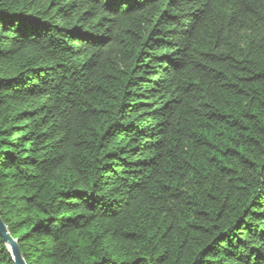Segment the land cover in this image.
I'll use <instances>...</instances> for the list:
<instances>
[{"label":"trees","instance_id":"trees-1","mask_svg":"<svg viewBox=\"0 0 264 264\" xmlns=\"http://www.w3.org/2000/svg\"><path fill=\"white\" fill-rule=\"evenodd\" d=\"M0 216L26 264H264V0H0Z\"/></svg>","mask_w":264,"mask_h":264},{"label":"water","instance_id":"water-1","mask_svg":"<svg viewBox=\"0 0 264 264\" xmlns=\"http://www.w3.org/2000/svg\"><path fill=\"white\" fill-rule=\"evenodd\" d=\"M0 236L3 240V242L10 249V254L12 256V260H13L14 264H26L24 259L22 258V255L20 253V250L17 246L16 241L10 235L8 229L6 228L4 223L2 222L1 216H0Z\"/></svg>","mask_w":264,"mask_h":264}]
</instances>
